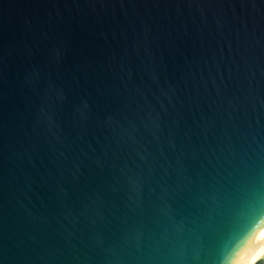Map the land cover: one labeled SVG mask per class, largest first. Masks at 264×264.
Masks as SVG:
<instances>
[{"label":"water","instance_id":"1","mask_svg":"<svg viewBox=\"0 0 264 264\" xmlns=\"http://www.w3.org/2000/svg\"><path fill=\"white\" fill-rule=\"evenodd\" d=\"M264 0H0V264H264Z\"/></svg>","mask_w":264,"mask_h":264},{"label":"bare ground","instance_id":"2","mask_svg":"<svg viewBox=\"0 0 264 264\" xmlns=\"http://www.w3.org/2000/svg\"><path fill=\"white\" fill-rule=\"evenodd\" d=\"M263 242L264 233L259 236V238L254 243H252L249 247L244 250L243 255L254 253L262 245Z\"/></svg>","mask_w":264,"mask_h":264},{"label":"clouds","instance_id":"3","mask_svg":"<svg viewBox=\"0 0 264 264\" xmlns=\"http://www.w3.org/2000/svg\"><path fill=\"white\" fill-rule=\"evenodd\" d=\"M234 264H235V262H234Z\"/></svg>","mask_w":264,"mask_h":264}]
</instances>
